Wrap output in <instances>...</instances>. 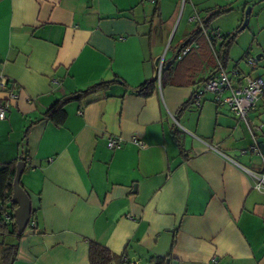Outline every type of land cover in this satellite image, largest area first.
<instances>
[{
  "label": "crops",
  "instance_id": "0c3cea01",
  "mask_svg": "<svg viewBox=\"0 0 264 264\" xmlns=\"http://www.w3.org/2000/svg\"><path fill=\"white\" fill-rule=\"evenodd\" d=\"M183 3L182 39L161 51L177 0H0V78L17 95L0 120V165L27 158L20 184L33 212L12 264H90L89 242L131 264H264V190L254 189L264 164L241 153L249 131L211 95L178 116L196 87L159 84L162 64L177 65L190 18L232 8ZM221 16L209 30L232 33L212 26ZM232 47L225 70L243 75L239 61L230 63ZM207 54L188 60L198 78L211 75ZM255 64L245 75L264 81ZM114 79L131 88L157 81L149 97L115 83L65 105L61 126L41 121L60 98ZM248 118L264 157V99ZM108 139L120 147L109 149Z\"/></svg>",
  "mask_w": 264,
  "mask_h": 264
},
{
  "label": "trees",
  "instance_id": "16d2710c",
  "mask_svg": "<svg viewBox=\"0 0 264 264\" xmlns=\"http://www.w3.org/2000/svg\"><path fill=\"white\" fill-rule=\"evenodd\" d=\"M228 9L220 8L217 12H210L207 17L200 19V23H196L193 30L184 39V43L179 49V53L188 48L186 55L177 61L176 67L169 65L165 68V62L162 64V69L159 77V84L162 87L165 86H195L194 92L199 90L204 83L213 77L218 70V63L224 68L228 63L229 50L235 43L240 29L236 33L223 34L221 40H208L205 33L209 31L210 22L213 18H216L224 13L228 12ZM195 44V47H190ZM203 51L208 52L209 63L212 65L211 75L207 77L198 78L196 73L198 69H194L193 60L188 61L192 56H198L203 54ZM177 60V56H176ZM192 62V63H191ZM190 63V64H189ZM198 64V62H196ZM157 80H147L141 85L131 88L124 82L114 79L107 82H99L86 88L85 90L74 92L70 95L64 96L57 100L47 111L43 114L41 121L52 122L55 126H61L65 120L64 106L71 102H79L86 97L97 93L99 91L107 90L113 84H120L125 93L134 94L141 97H149L152 95L156 88ZM193 92V93H194ZM193 95V94H192ZM194 104L193 97L179 108L177 114L181 115L190 105ZM177 118V117H175ZM27 129L24 132L23 140H26ZM172 136L176 143V146L180 150V154L185 157V150L183 146V140L177 129L172 131ZM24 163H27V158H21ZM16 161L8 164L0 165V203L6 207V209L14 211L15 205L11 203V197L13 192V180L15 176ZM21 186V184H20ZM22 187V186H21ZM33 216L31 211L30 219ZM11 237L14 242H7L6 238ZM22 234L17 231V225L14 219H11L10 223H6L0 226V264H12L16 259L19 239ZM88 259L90 264H131L125 260V256H117L112 253L106 247L99 245L95 242L88 243ZM147 264H168V257H150Z\"/></svg>",
  "mask_w": 264,
  "mask_h": 264
},
{
  "label": "built area",
  "instance_id": "2783aa9c",
  "mask_svg": "<svg viewBox=\"0 0 264 264\" xmlns=\"http://www.w3.org/2000/svg\"><path fill=\"white\" fill-rule=\"evenodd\" d=\"M225 1L228 2L230 0ZM190 20L195 23H200V19L197 15L192 16ZM204 33L208 40H221L223 35L217 29H212ZM227 34L229 33L225 35ZM187 52L188 48L180 53L178 52L177 59L181 60ZM255 62L256 60L252 58L247 59L249 65H254ZM217 65L218 70L216 74L208 79L199 90L193 93V102L199 107L204 96L211 95L216 105L227 107L231 113L244 123L252 137V144L247 150H243L241 153L259 154L264 164V157L260 154L257 141L255 140V134L259 132L260 128L254 126L248 118L249 112L254 110L256 104L264 99V81L259 77L252 78L246 75L243 76L237 69L227 72L221 64L218 63ZM0 89L7 94L5 99H0V120H4L9 110L10 103L17 99V95L7 89L6 78H0ZM133 142L137 146H142L140 140L133 139ZM107 147L109 149H117L120 147V141L108 139ZM254 179V189L257 191L264 190V172L254 176ZM11 219L12 216L10 211L0 203V226L9 223ZM32 225L34 226V223H32Z\"/></svg>",
  "mask_w": 264,
  "mask_h": 264
},
{
  "label": "rangeland",
  "instance_id": "374dc122",
  "mask_svg": "<svg viewBox=\"0 0 264 264\" xmlns=\"http://www.w3.org/2000/svg\"><path fill=\"white\" fill-rule=\"evenodd\" d=\"M217 1L222 7L230 5L231 10L219 17L212 26L218 27L222 30L230 29L233 33H236L238 29H241L245 22L246 10L249 9L247 15V25L243 31L238 33L236 43L231 50L232 62H240V67L247 75L251 73V66L247 63L248 58L256 60L260 55L259 60H256L255 70L253 75H260L264 79V0H231L229 2L225 0H212ZM183 0H177L176 16L173 20L171 18L167 21L168 25L172 22V27L165 31L169 32L167 39H165L164 45L161 51L171 47L170 51L175 45L182 39L183 28L185 27L187 19V11L183 12ZM216 10V9H215ZM219 10V7L217 8ZM171 52H169L170 55ZM162 61L158 63L160 70ZM243 74V75H245Z\"/></svg>",
  "mask_w": 264,
  "mask_h": 264
},
{
  "label": "water",
  "instance_id": "95a60500",
  "mask_svg": "<svg viewBox=\"0 0 264 264\" xmlns=\"http://www.w3.org/2000/svg\"><path fill=\"white\" fill-rule=\"evenodd\" d=\"M249 14V9L246 10L245 22L240 30H243L247 25V15ZM258 58V57H257ZM174 62L172 59L170 62L166 63L165 67H168ZM25 169V163L20 161L16 164L15 176L13 180V192L11 197V203L16 206L13 212V218L17 225V231L19 234H23L29 221L31 214V204L30 199L23 188L20 186V178Z\"/></svg>",
  "mask_w": 264,
  "mask_h": 264
}]
</instances>
